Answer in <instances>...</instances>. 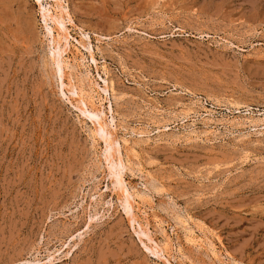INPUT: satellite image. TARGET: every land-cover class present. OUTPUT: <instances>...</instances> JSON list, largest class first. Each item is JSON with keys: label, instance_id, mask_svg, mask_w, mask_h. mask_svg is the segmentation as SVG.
I'll list each match as a JSON object with an SVG mask.
<instances>
[{"label": "rangeland", "instance_id": "obj_1", "mask_svg": "<svg viewBox=\"0 0 264 264\" xmlns=\"http://www.w3.org/2000/svg\"><path fill=\"white\" fill-rule=\"evenodd\" d=\"M60 2L65 97L35 0H0V264H264V0Z\"/></svg>", "mask_w": 264, "mask_h": 264}, {"label": "bare ground", "instance_id": "obj_2", "mask_svg": "<svg viewBox=\"0 0 264 264\" xmlns=\"http://www.w3.org/2000/svg\"><path fill=\"white\" fill-rule=\"evenodd\" d=\"M41 0H35V3L39 6V8L41 9V11H42V23H44V27H45V30H46V35H48V37H50V44L55 48V53L54 54H56L55 55V57H53V61H54V65L56 66L55 68H56V74H57V78H58V82H59V86H60V91H61V94L65 97L66 95L64 94V88H65V84H64V78H65V73H64V70L67 68L68 69V64H67V59H65V57H63L64 56V54H66V52L68 51V47L70 46V36H71V34L69 35V33H68V29H67V26H66V24H69V25H73V22H72V19H71V17H70V14H69V12L66 10V8L64 9L63 7V5H62V2H60V0H53V5H48L49 7L46 9V8H44L43 6H42V4H41V2H40ZM62 1V0H61ZM49 3V2H48ZM50 3H51V1H50ZM46 5V4H45ZM48 21L49 22H51L50 24H52V26H50V24L48 23ZM74 26V25H73ZM75 27V26H74ZM69 28V27H68ZM71 29V28H70ZM55 33H57V39L55 38ZM61 35V36H60ZM73 38V37H72ZM48 40V41H49ZM63 41V42H62ZM75 41V40H74ZM62 42V43H61ZM75 43H76V41H75ZM78 43H80L81 44V42H78ZM80 47H81V45H79ZM71 47V46H70ZM69 47V48H70ZM78 48V47H77ZM88 47H85V46H83V49L85 50V49H87ZM53 49V48H52ZM53 51H54V49H53ZM92 51H93V49H92ZM92 51L90 50V49H88V52H89V58L95 63V60H94V58H93V53H92ZM49 55H50V53H49ZM51 57H52V55H51ZM83 59V58H82ZM52 64H53V62H52ZM70 64V63H69ZM82 64H83V62H82ZM53 65V66H54ZM54 68V69H55ZM69 68H70V66H69ZM56 78V77H55ZM69 82H70V80H69ZM104 84H106V83H104ZM103 84V85H104ZM110 84H111V82H110ZM71 85V84H70ZM76 86V85H75ZM75 86H73V88L75 87ZM108 86V85H107ZM98 87V86H97ZM104 87H105V85H104ZM110 87V86H109ZM82 88V87H81ZM112 88H113V86H112ZM72 89V88H71ZM71 89H69V91L71 92ZM76 89L77 88H74V90L76 91ZM80 88L78 89V91L80 92ZM100 90V89H99ZM82 91V90H81ZM92 92V91H91ZM69 93V92H68ZM81 93V92H80ZM80 93H79V95H78V92H76V95L79 97L80 96ZM82 93H83V91H82ZM103 93H106L105 91L103 92ZM71 94V93H70ZM73 94H75V93H73ZM93 94V93H92ZM106 95V94H105ZM85 96V95H84ZM75 97V96H74ZM87 97V96H86ZM92 97V96H91ZM100 97V96H99ZM67 98V97H66ZM80 98V97H79ZM94 98V96L91 98V99H93ZM107 98V97H106ZM75 99V98H74ZM77 99V98H76ZM81 99V103L83 104V109H81L80 107H79V105H77L80 109H79V112H81L82 114H85V113H87V114H90V113H88V111H89V108H88V104H87V102L86 101H84L82 98H80ZM87 99V98H86ZM90 99V100H91ZM67 100H68V102H69V98H67ZM88 100V99H87ZM94 100V99H93ZM101 100V99H100ZM79 101V100H78ZM76 102V101H75ZM89 103V102H88ZM81 105V104H80ZM91 105H92V103H91ZM91 105H89L90 106V108L93 106H91ZM100 106V105H99ZM111 107V106H110ZM109 107V108H110ZM93 108H94V106H93ZM93 108H91L90 109V111L91 112H94L95 114H96V116H97V120H96V124H94L93 125V127H94V131L97 133V132H101L103 135H102V140H103V143H104V149H106L105 151H106V155H105V161L107 162V164H108V171H109V175H111L112 177H113V180L111 181V183L113 184V187H114V189H116V190H118V192H120V194H121V196H119V197H121V200H122V204H121V206H124L123 208H125V212H126V215H127V217H128V219H129V221L131 222V223H133V222H135V219H134V215L136 214H134V213H132V212H134L133 210V208H134V204L136 203V202H134V198H135V196H134V198H133V196L128 192V187L127 186H125V182H124V178H123V175H122V171H124L123 170V163H122V161H121V159H120V157L118 156V159L116 160L117 162H115V160H114V158H116V157H114L113 156V154H115L116 155V153L119 155V149L121 148H119V144H118V142L115 140V138L113 139V134L110 132V130H109V128H111V129H113L112 128V126H114V125H112V124H114L113 123V118L111 117V125L108 123L107 124V122H106V120H105V115H104V113H105V111H104V113L101 111V110H95V109H93ZM96 108V107H95ZM75 109H77L78 110V108H75ZM97 109V108H96ZM190 110V109H189ZM111 112V111H110ZM93 113V114H94ZM109 113V112H108ZM190 114V113H189ZM194 114H195V112H194ZM93 116V115H92ZM184 116H186V114L184 115ZM201 116V115H200ZM203 116V115H202ZM84 117V116H83ZM89 117H90V115H89ZM182 118V117H181ZM188 118V117H187ZM250 121H252L251 120V118H250ZM254 122V121H253ZM92 123V122H91ZM95 123V122H94ZM255 124V123H254ZM116 126V125H115ZM116 129V128H115ZM162 132V131H161ZM94 134V133H93ZM139 134H141V133H139ZM98 136H100V135H98ZM99 137H97V139H98ZM95 139V138H94ZM96 140V139H95ZM100 140V139H99ZM98 141V140H97ZM94 145V144H93ZM104 152V151H103ZM122 157V156H121ZM104 161V162H105ZM105 166H106V164H105ZM116 167H119L118 169H116ZM107 171V172H108ZM111 177V178H112ZM111 184V185H112ZM150 186V185H149ZM127 187V188H126ZM151 187V186H150ZM113 192V191H112ZM116 192V191H115ZM117 192V193H118ZM132 193V192H131ZM119 193L117 194V196L118 195H120ZM100 195V194H99ZM140 195V194H139ZM138 195V196H139ZM101 196V195H100ZM100 196H99V198H100ZM141 196V198H142V195H140ZM144 196V195H143ZM146 197V196H145ZM93 198V197H92ZM140 198V197H139ZM140 198V199H141ZM147 198V197H146ZM144 200V199H143ZM143 200H142V202H143ZM146 200V199H145ZM149 201V200H148ZM101 202V201H100ZM139 204V203H138ZM138 207H139V205H137ZM136 208V212H137V209L138 210H140L139 208ZM124 212V213H125ZM142 212H143V210H142ZM148 212V211H147ZM146 213V212H145ZM147 214V213H146ZM136 216V219H137V215H135ZM139 219V218H138ZM146 220V219H145ZM138 221V220H137ZM179 221L181 222V220L179 219ZM158 222V221H157ZM183 222V221H182ZM136 223V222H135ZM137 224V223H136ZM139 224V223H138ZM164 224V223H163ZM185 224H186V222H185ZM147 225H148V223H147ZM159 225V224H158ZM188 225V224H187ZM141 226H142V224H141ZM140 226V227H141ZM180 226H183V225H180ZM185 226V225H184ZM142 228H146V227H142ZM161 228V227H160ZM188 228H189V226H188ZM197 228V227H196ZM149 229V228H148ZM146 230V229H145ZM187 230V229H186ZM193 230V229H192ZM147 231V230H146ZM185 231V230H184ZM188 231V230H187ZM190 231V232H189ZM188 232H189V236L191 237V236H193L194 237V234H193V231L191 232V230H189ZM164 232V231H163ZM207 232V231H206ZM150 233V232H149ZM184 233H186L187 234V232H184ZM141 234H143V236L147 239V241L148 242H153L152 241V238H150V236L148 235V233H146L145 231H142V233ZM164 236V235H163ZM197 236V235H196ZM199 237V236H198ZM164 238H165V236H164ZM189 238V237H188ZM201 238V237H200ZM186 239V238H185ZM202 239V238H201ZM205 239V238H204ZM188 240V239H187ZM186 240V241H187ZM196 240H197V238H196ZM203 240V239H202ZM193 241V240H192ZM191 241V242H192ZM199 241H201V240H199ZM198 241V242H199ZM204 241V240H203ZM208 241V240H207ZM166 242V241H165ZM189 242V241H188ZM194 242H195V240H194ZM149 243V244H150ZM157 243V242H156ZM156 243H155V245L153 244V246H154V248H147L146 246H144V248L150 253V254H153V255H155L159 260H161V261H164L166 264H170L165 258H164V254H163V252H162V249H160L159 248V245L157 244L156 245ZM163 243V242H162ZM161 243V244H162ZM197 243V242H196ZM201 243H202V241H201ZM209 243H210V240H209ZM164 244V243H163ZM168 245V244H167ZM190 245V244H189ZM193 245H195V243L193 244ZM198 245V244H197ZM202 245V244H201ZM200 245V246H201ZM164 246V245H163ZM166 246V245H165ZM164 246V247H165ZM199 246V245H198ZM171 247V246H170ZM196 247V246H195ZM165 249H168L167 248V246H166V248H164V250ZM208 249H209V247H208ZM213 249V248H212ZM210 250V249H209ZM211 251V250H210ZM165 253V252H164ZM216 253V252H215ZM212 254V253H211ZM154 256V257H155ZM167 256V255H166ZM215 256V255H214ZM169 257V256H168ZM168 260H169V258H168ZM221 264V263H220Z\"/></svg>", "mask_w": 264, "mask_h": 264}]
</instances>
